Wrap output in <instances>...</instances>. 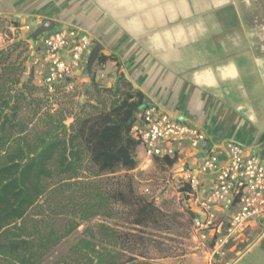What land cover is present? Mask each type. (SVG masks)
I'll return each instance as SVG.
<instances>
[{"label":"crops","instance_id":"crops-1","mask_svg":"<svg viewBox=\"0 0 264 264\" xmlns=\"http://www.w3.org/2000/svg\"><path fill=\"white\" fill-rule=\"evenodd\" d=\"M0 17L31 29L29 56L45 24L77 29L92 43L77 81L113 87L124 75L143 108L199 127L206 147L234 140L264 154V0H0ZM179 149L183 177L200 154ZM201 177L205 193L212 181ZM228 203L219 212L233 215ZM237 236L244 248L225 264H264V229L251 221Z\"/></svg>","mask_w":264,"mask_h":264},{"label":"trees","instance_id":"trees-1","mask_svg":"<svg viewBox=\"0 0 264 264\" xmlns=\"http://www.w3.org/2000/svg\"><path fill=\"white\" fill-rule=\"evenodd\" d=\"M24 45L14 41L0 48V264H48L52 249L80 222L106 210L109 217L122 211L131 229L113 232L101 227L51 264H133L139 258H154L156 242L150 238L161 230L168 232L172 216L140 193L128 173L138 164L140 142L131 130L144 106V94L121 75L116 83L123 95L118 118L90 120L75 130V122L43 111L33 97L34 88L49 98L65 83L50 92L34 83L32 72L27 77L30 85L23 81L26 61L17 49ZM88 157L100 174L110 176L83 179ZM177 157L160 159L172 165ZM120 170L127 172L116 174ZM59 218L64 227L56 226ZM110 241L119 251L106 247Z\"/></svg>","mask_w":264,"mask_h":264},{"label":"built area","instance_id":"built-area-1","mask_svg":"<svg viewBox=\"0 0 264 264\" xmlns=\"http://www.w3.org/2000/svg\"><path fill=\"white\" fill-rule=\"evenodd\" d=\"M35 41L38 45L28 67L34 83L50 92L64 83L72 89L91 41L69 26L46 31ZM136 117L131 134L151 158H175L183 142L198 150L199 162L188 166L183 175L189 185L187 193L195 230L202 231L206 237L213 234L214 229L220 231L226 226L225 237L229 238L238 235L251 221L264 229V154L234 140L224 142L222 147H206L202 143L207 135L199 127L155 106L141 109ZM202 174L212 181L205 193H202ZM225 201L229 206L235 205L230 218L219 212ZM220 215L224 219L218 220Z\"/></svg>","mask_w":264,"mask_h":264},{"label":"rangeland","instance_id":"rangeland-1","mask_svg":"<svg viewBox=\"0 0 264 264\" xmlns=\"http://www.w3.org/2000/svg\"><path fill=\"white\" fill-rule=\"evenodd\" d=\"M21 26L22 24L17 20L0 17V48L11 45L14 41L24 42L25 47H20L17 51L22 50V54H24L27 72L23 81L30 85L27 77L31 57L28 54L29 39L32 32L30 28L21 29ZM231 37L232 40H234L233 37L238 40V35L232 34ZM116 87L117 85L107 87L95 82L87 84L81 79L74 82L72 89L64 87L49 98L34 88L33 97L41 103L43 111L50 110L51 113L57 115V118L66 116L67 123L75 122L74 129L78 130L88 124L90 120L95 121L104 117L111 118V120L118 118V115L122 113L123 95L121 94L122 90H118ZM136 150L138 164L136 168L128 172L136 189L148 198L155 199L157 204L165 211L168 210L172 217L168 232L161 230L150 238L151 241L154 239L156 242V248L152 253L154 258H139L133 264H225L235 258L239 254L238 252L244 248V244L238 241L237 235L226 238V226L221 228V232L217 231V228L214 229V233L206 237L202 231L195 230L191 220L190 198L187 193L188 183L180 175L179 166L170 165L160 158H151L142 149L140 143ZM86 168L82 174L83 179L104 180L110 176V174H100L101 171L89 160V157ZM126 172V170H120L116 174ZM98 174L100 175L98 176ZM58 197L55 196L54 200H57ZM75 198L80 199V196L77 195ZM108 211L110 210L95 214L89 220L80 222L79 228L71 236L52 249L48 264L67 257L69 249L78 239L90 236L91 232L97 233L101 227H108L113 232H126L131 229L122 211H118L114 217H109L110 212ZM223 214L225 218H230L232 215L229 211ZM31 216H34L33 213ZM221 219H224V216L220 215L218 220ZM56 226L64 227L65 221L59 218ZM102 247H104L103 244L100 246V250ZM106 247L119 251V245L117 246L111 241L106 244Z\"/></svg>","mask_w":264,"mask_h":264},{"label":"water","instance_id":"water-1","mask_svg":"<svg viewBox=\"0 0 264 264\" xmlns=\"http://www.w3.org/2000/svg\"><path fill=\"white\" fill-rule=\"evenodd\" d=\"M52 29V26L51 24H45L44 26H42L40 29H38L37 31H35L33 33V37L34 38H38V36L44 34L46 31H50ZM96 59V52L92 53L88 62H87V65H86V68H88V71L91 72L92 68H91V65L93 63V61ZM145 106V105H144ZM143 106V107H144ZM207 141L205 140L204 143H206Z\"/></svg>","mask_w":264,"mask_h":264}]
</instances>
